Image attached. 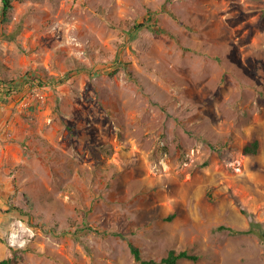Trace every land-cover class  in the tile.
I'll list each match as a JSON object with an SVG mask.
<instances>
[{"label":"rangeland","instance_id":"1","mask_svg":"<svg viewBox=\"0 0 264 264\" xmlns=\"http://www.w3.org/2000/svg\"><path fill=\"white\" fill-rule=\"evenodd\" d=\"M1 20L0 71L33 107L1 161L14 264H140L131 244L264 264V0H20Z\"/></svg>","mask_w":264,"mask_h":264},{"label":"crops","instance_id":"2","mask_svg":"<svg viewBox=\"0 0 264 264\" xmlns=\"http://www.w3.org/2000/svg\"><path fill=\"white\" fill-rule=\"evenodd\" d=\"M0 18L2 16V4ZM2 22V20H1ZM33 107H28L26 102L4 101L0 103V261L12 257L13 250L18 240V227L23 224L17 218H13L14 211L10 209V203L16 200L13 196L15 184L10 176L9 161L3 163L5 151L9 148V142L13 141L15 128L21 126V130L28 126V117ZM20 130V131H21ZM7 163V164H6Z\"/></svg>","mask_w":264,"mask_h":264},{"label":"trees","instance_id":"3","mask_svg":"<svg viewBox=\"0 0 264 264\" xmlns=\"http://www.w3.org/2000/svg\"><path fill=\"white\" fill-rule=\"evenodd\" d=\"M15 1H20V0H0L1 4H2V22L6 23L10 21V17H11V13L14 9V2ZM151 17L153 16V13L150 15ZM150 17V18H151ZM143 26H145L144 24H139L137 26L134 27L135 30H139L141 29ZM23 29V25L21 24L18 27V30L16 33H14L13 35H11L9 38L11 40H14L16 38V36L18 35L19 32H21ZM82 66L80 65L79 68H81ZM4 81L8 82V83H14V79L11 77H7L4 76ZM41 83L45 84V81H40ZM259 142L258 141H254L251 143H247L243 149V151L245 153H253L256 154L259 151ZM172 217H170V219H172ZM257 226L256 223H252L251 225V229L249 232H257L255 230V227ZM217 230L222 231V230H230L233 233H236V231H234L231 228H228L226 226H219L217 228ZM258 235L261 237H264V233L258 232ZM131 251L135 257V259L140 262V264H178L180 261L182 260H192V261H198L200 259V257L198 255H194V254H190L187 251H183V252H179L177 253L175 250H171L169 252V254L167 255V257L162 258L160 261H157L155 259H144L141 256V252L140 249L138 247H136L135 245L131 244ZM14 252V251H13ZM15 254H12V257L8 258V259H4L2 261H0V264H14L16 262L15 259Z\"/></svg>","mask_w":264,"mask_h":264},{"label":"built area","instance_id":"4","mask_svg":"<svg viewBox=\"0 0 264 264\" xmlns=\"http://www.w3.org/2000/svg\"><path fill=\"white\" fill-rule=\"evenodd\" d=\"M3 73L0 71V103L4 101L15 100L19 93L17 86L14 83L4 81Z\"/></svg>","mask_w":264,"mask_h":264}]
</instances>
